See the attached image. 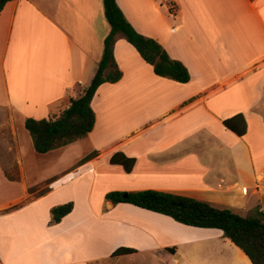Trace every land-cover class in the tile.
Here are the masks:
<instances>
[{
	"label": "crops",
	"instance_id": "1",
	"mask_svg": "<svg viewBox=\"0 0 264 264\" xmlns=\"http://www.w3.org/2000/svg\"><path fill=\"white\" fill-rule=\"evenodd\" d=\"M116 3L189 80L156 75L117 34L121 77L93 95L92 130L46 153L33 149L24 120L57 116L90 83L110 32L103 1L10 0L0 11V108L16 128L19 171L9 180L0 163V264H251L217 228L105 195L154 189L241 216L264 211V0ZM163 3L172 18L161 14ZM236 115L242 135L223 122ZM116 152L134 159L129 172L110 162ZM36 156L40 175L28 176L26 158ZM68 202L71 210L51 223V208ZM119 247L135 251L113 255Z\"/></svg>",
	"mask_w": 264,
	"mask_h": 264
},
{
	"label": "trees",
	"instance_id": "2",
	"mask_svg": "<svg viewBox=\"0 0 264 264\" xmlns=\"http://www.w3.org/2000/svg\"><path fill=\"white\" fill-rule=\"evenodd\" d=\"M8 1L10 0H0V11ZM102 1L110 32L104 38L102 57L90 83L78 97L70 99L68 107L57 116L48 119L28 117L24 120V128L29 133L33 149L37 153H46L76 141L92 130L95 122V114L91 108L93 95L102 83H114L121 77V71L113 56V45L117 34L123 35L141 58L152 66L156 75L181 83L189 80L187 68L180 61L170 58L155 39L137 32L123 16L116 0ZM235 120L240 121V126L234 124ZM223 122L238 135L245 133L246 125L241 115ZM94 154L93 151L82 160ZM110 162L120 164L126 172H129L133 167L134 159L116 152L111 156ZM3 172L9 180H19L16 167L13 166L12 174L4 168ZM124 193L126 197H123ZM105 198L113 203L126 202L167 215L184 225L217 228L222 231L223 237L228 238L249 258L251 264H264V211L260 209V206L255 207L249 215L241 216L227 207L220 208L190 196L154 189L110 191L106 193ZM71 208V202L51 208L50 222H59ZM134 251L133 248L119 247L113 255L129 254Z\"/></svg>",
	"mask_w": 264,
	"mask_h": 264
},
{
	"label": "rangeland",
	"instance_id": "3",
	"mask_svg": "<svg viewBox=\"0 0 264 264\" xmlns=\"http://www.w3.org/2000/svg\"><path fill=\"white\" fill-rule=\"evenodd\" d=\"M166 3L168 5L170 4V2L168 1H166ZM161 4H162V0H161ZM170 13H171L170 10L166 8V4L163 3V5H161V14H165L169 18H172L173 15ZM14 126L15 125L12 122V117L9 111L0 108V163L3 166V168L11 172V174L13 173V166L16 167L18 171L17 156L14 154L15 140L13 139V130H16ZM23 130L26 131L24 127ZM33 160L35 162H33L32 164L26 158L25 166L28 170L27 171L29 174L28 176H39L41 172L39 167L41 164V158L40 156H36L35 159ZM35 163L38 165V167L35 165ZM31 190L33 191L35 190V188L31 187ZM44 190L45 188H38L37 194L43 192Z\"/></svg>",
	"mask_w": 264,
	"mask_h": 264
},
{
	"label": "water",
	"instance_id": "4",
	"mask_svg": "<svg viewBox=\"0 0 264 264\" xmlns=\"http://www.w3.org/2000/svg\"><path fill=\"white\" fill-rule=\"evenodd\" d=\"M123 197H126V193L123 194Z\"/></svg>",
	"mask_w": 264,
	"mask_h": 264
}]
</instances>
